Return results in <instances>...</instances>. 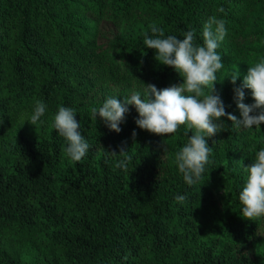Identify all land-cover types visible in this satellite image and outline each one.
I'll return each mask as SVG.
<instances>
[{
    "label": "trees",
    "instance_id": "16d2710c",
    "mask_svg": "<svg viewBox=\"0 0 264 264\" xmlns=\"http://www.w3.org/2000/svg\"><path fill=\"white\" fill-rule=\"evenodd\" d=\"M212 16L227 28L214 87L241 118L234 87L264 59V0H0V264H264V217L243 218L239 201L264 124L218 121L212 163L189 186L175 159L193 134L185 126L153 134L130 105L117 133L90 115L108 97L144 98L147 83H181L144 33L154 24L183 39L195 29L203 45ZM244 91V103H254ZM36 101L46 105L37 126L28 122ZM61 106L77 112L90 145L78 163L53 127ZM122 145L132 157L127 171L116 167Z\"/></svg>",
    "mask_w": 264,
    "mask_h": 264
},
{
    "label": "clouds",
    "instance_id": "9594fccd",
    "mask_svg": "<svg viewBox=\"0 0 264 264\" xmlns=\"http://www.w3.org/2000/svg\"><path fill=\"white\" fill-rule=\"evenodd\" d=\"M221 12L224 10L221 8ZM151 35L144 33V45L156 50L155 59L163 65L174 68L183 78L181 83H173L163 89L155 84L147 83L145 97L139 92L133 93L123 100L108 97L98 109L90 110L92 120L101 118L105 125L117 133L122 131L120 125L126 122L129 106L135 107L138 118L136 124L141 129L159 136L174 134L181 126H185L193 134L188 142L177 153L175 159L183 180L189 185H195L205 172L206 165L212 163L209 159L213 149L208 138L216 136L224 130L223 124L218 123L227 117L236 128L241 126L251 129L264 124V59L250 65L243 83L234 87V99L241 113V118L227 112L226 106L215 90L217 72L223 69L221 55L216 51L220 42L227 35L223 19L212 16L203 26V45L195 43L196 30L191 29L179 39L174 35L165 38L162 27L151 25ZM239 73L231 76L233 85ZM205 89H211L210 92ZM251 89L254 103H244L245 91ZM46 105L36 101L33 114L28 122L37 126L42 123ZM76 111L70 107L61 106L54 116V129L66 141L64 151L70 162L78 163L87 155L90 145L81 134L80 122L76 119ZM136 136L135 130L133 137ZM216 141L213 142V144ZM114 154L116 151H112ZM121 159L116 167L128 170L132 157L123 145L119 152ZM248 177L239 193L241 216L250 221L264 217V148L259 150L254 163L246 167ZM186 197L177 195L175 200L183 203ZM127 259V257H125Z\"/></svg>",
    "mask_w": 264,
    "mask_h": 264
},
{
    "label": "rangeland",
    "instance_id": "374dc122",
    "mask_svg": "<svg viewBox=\"0 0 264 264\" xmlns=\"http://www.w3.org/2000/svg\"><path fill=\"white\" fill-rule=\"evenodd\" d=\"M223 196H224V192L222 189H218L217 191L214 192V197H216L217 205L219 206L220 209L223 206Z\"/></svg>",
    "mask_w": 264,
    "mask_h": 264
}]
</instances>
